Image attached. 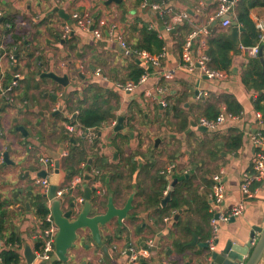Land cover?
I'll use <instances>...</instances> for the list:
<instances>
[{
	"label": "crops",
	"instance_id": "crops-1",
	"mask_svg": "<svg viewBox=\"0 0 264 264\" xmlns=\"http://www.w3.org/2000/svg\"><path fill=\"white\" fill-rule=\"evenodd\" d=\"M106 2L0 0V21L10 15L19 20V27H24L20 32L24 33L23 43L17 44L16 49L4 51L8 35L0 26V249L9 248L7 243L11 238L18 240L19 264H29L30 256L40 252L43 223L33 210L36 196L43 195L33 184L42 171L39 159L56 155L57 159L51 157L55 161L62 150H68L69 156L74 150L85 155V160L78 163L82 182L64 198L63 210H68L74 200L75 210L79 211L85 190L95 189L91 198L94 204H99V212L105 211L109 197L121 208L131 196L132 211L121 225L113 220L100 228L108 256L84 231L78 233L79 238L67 254V262L36 257L31 264H96L100 261L129 264L130 252L143 249H149V253L137 264H210L208 247L203 246L212 235L210 220L214 212L226 213L241 201L242 176L250 171L258 150L253 139L264 134V120L253 106L264 90L247 87L242 81L244 65L257 58L246 48L239 46L236 53H231L230 70L224 72L221 79L208 78L198 67L192 71L185 68L181 51L190 33L206 29L208 36L198 34L191 40L190 47L193 58L203 52L206 55L209 39L219 33H226L229 38L240 7L257 1L237 3L229 27H222L221 21L215 19L216 0H119L109 5ZM151 4L159 8L153 9ZM55 8L67 14L68 21L55 13ZM74 13L91 15L93 30L74 28L71 18ZM181 13L187 17L178 22ZM248 17L256 28V22L264 20V9L255 6ZM65 23L73 27L68 39L62 38ZM237 25L244 29L239 33L240 43L247 30ZM144 29L155 31L164 41V57L159 67L127 56L118 45L117 39L121 37L133 49L132 45ZM96 31L100 33L99 39L93 33ZM10 54L14 62L8 59ZM133 61L144 69L146 78L141 84L134 83L136 87L131 93L123 92L118 86L130 82L125 79ZM97 70L100 76L95 74ZM48 73L67 76L68 85L62 87L43 77ZM14 74H19L20 79L14 103L10 104L3 92ZM91 86L103 91L99 101L105 102L103 107L115 109V119L97 129L93 143L67 132L68 139L76 143L71 147L61 134L66 125L63 119L74 118L79 107L88 105L83 97ZM156 88L161 92L157 93ZM227 97L242 108L236 119L227 120L216 131L200 132L192 127V123L199 125L208 105L228 113ZM161 101L165 102L164 106L160 105ZM261 105L264 106V101ZM167 107L177 111L169 112ZM174 113L186 120L185 131L177 130ZM118 117L124 118L125 131H115ZM135 122L139 127L135 128ZM157 138L161 142L155 144ZM233 140L240 142L237 150L229 149ZM170 166L174 169L168 175ZM62 168L64 172L59 173L58 183L69 182L72 175L68 176L65 161ZM218 173L225 188V197L219 206L212 200V176ZM182 178L190 180V185H182ZM174 179H177L174 188L177 187L180 209L169 211L163 217L168 203L151 206L148 200L162 187H165L164 198ZM253 189L255 193L246 201L243 214L220 224L215 252L222 251L229 242L245 244L252 228L264 225V181L256 183ZM77 198H82V202ZM166 217L172 218L170 225L163 221ZM259 264H264V255Z\"/></svg>",
	"mask_w": 264,
	"mask_h": 264
},
{
	"label": "built area",
	"instance_id": "built-area-1",
	"mask_svg": "<svg viewBox=\"0 0 264 264\" xmlns=\"http://www.w3.org/2000/svg\"><path fill=\"white\" fill-rule=\"evenodd\" d=\"M166 2H170L171 0H163ZM217 1V10L215 14V19L220 20L221 26L222 27H229L231 24V17L233 14V9L234 6L243 1V0H216ZM152 5L153 9H158V5ZM187 15L185 13H181L179 17L180 22L183 18H186ZM71 18L74 20V28H78L80 30H85L87 31L91 27H93V19L91 15L83 13H74L72 14ZM22 25H24V22H22ZM63 34L62 38L63 39H68L70 35L73 32V27L68 25V23H65L63 25ZM256 30L258 32V39L259 43L261 46H264V20H258L256 22ZM95 37L99 39L100 33L98 31L93 32ZM202 33L205 38L208 36V32L206 29H200L193 31L188 35L186 38V41L184 42L182 46V51H181V59L183 61V66L187 68L188 70L192 71L194 68L198 67L202 73L207 76L210 79H221L225 76L224 72L221 71H214L208 68V62L209 58L203 53L199 54L197 58H193L191 55L190 47H191V40L197 36L198 34ZM118 45L122 49V51L130 57H136L141 60L144 64H153L157 67L160 66V63L164 57V52L159 54L158 56H151L148 53L141 51L137 52L134 51L129 45H127L121 37H118L117 39ZM260 46V47H261ZM203 51L206 48L205 43H203ZM258 45L253 46V47H243L240 46L241 49L246 48L248 49L249 53L256 57L259 48ZM4 56L6 53L3 54ZM8 59L11 62H14V57L12 54L7 55ZM97 76H100L99 70L95 72ZM146 78V75L143 74L138 82V84H141L144 82ZM20 76L19 74H14L12 81L9 83V85L5 88L3 94L6 96V101L10 104L14 103V95H15V90L18 87V82H19ZM123 92L131 93L133 89L136 87V84L133 82H126L123 85L118 86ZM157 93L161 92L160 88H156ZM160 105L164 106L165 102L161 101ZM76 114V113H75ZM236 116H233L229 113H226L225 111H220L217 115V117L214 120H205L201 119L199 120V125L202 127H205L207 130L210 131H216L222 128L223 124L227 120H233L236 119ZM65 130L69 133H74L78 135L79 137L85 139L88 143H93L96 138H97V130L96 129H87L83 130L78 128L76 125H65ZM255 145L257 146L258 150L256 151L252 161H251V167L250 171L248 173L243 174L241 184H240V194H241V201L238 203L235 207L231 208L228 212L223 213V214H215L212 216L210 220L211 228H212V235L208 240L207 247H208V255H207V261H211V254L215 252L216 250V245L218 242V232L220 228V224L223 222H228L231 219L237 218L243 214L244 208H245V203L247 200L251 199L253 194L255 193L253 186L256 183L264 181V134H259L258 136L254 137L253 139ZM69 156L68 150H62L59 156V164H60V169L58 172L63 173L64 170L62 168L63 166V161H65ZM54 160L49 157V156H42L39 159V163L41 164V169L45 173L44 177L37 176L33 184L36 186L40 192L44 195L46 198V204L48 208L51 205V200L48 198V193L50 190L51 182L50 179L55 176V168H54ZM173 166L168 167L167 169V174L170 175L173 173ZM82 182V174L76 172L75 174L72 175V178L69 182L63 181L58 183L56 191H55V199L63 200L65 195H69L73 193L78 186L81 185ZM212 200L213 202L219 206L225 197V188L223 183L221 182V173L215 174L212 176ZM166 194V192H165ZM77 201L82 202V198H77ZM50 209V208H49ZM172 218L171 217H166L164 218V222L166 224L171 223ZM44 222L46 224V227L42 230V239H43V244L41 247L40 252L37 254V258L44 260V261H49L53 256H54V242H55V237L57 235V227L54 224L51 216V212L47 214V216L44 219ZM0 243H1V237H0ZM149 245V244H148ZM1 247V244H0ZM150 247V245H149ZM146 248V247H145ZM149 253V249H143L140 252H130L129 256V264H137L140 258H145L147 254ZM96 264H106L103 261H100Z\"/></svg>",
	"mask_w": 264,
	"mask_h": 264
},
{
	"label": "trees",
	"instance_id": "trees-1",
	"mask_svg": "<svg viewBox=\"0 0 264 264\" xmlns=\"http://www.w3.org/2000/svg\"><path fill=\"white\" fill-rule=\"evenodd\" d=\"M248 1V0H246ZM250 1V0H249ZM257 3L249 4L247 7H240L239 13L236 16V21L240 25H242L247 31L241 36V40L239 44H235L232 40H230L226 33H219L216 37L209 39L207 43L206 56L209 58V68L215 71L229 72L231 65V53H236L239 46L243 47H253L261 44L258 39V32L249 19L248 14L250 9L255 6L262 7L264 9V0H256ZM246 3V2H245ZM0 26H3L8 37L5 41L3 50H11L16 49L17 44H22V37L24 33H20L23 27H19V20L14 18V16H3L2 21H0ZM24 26V25H23ZM133 49L137 52L144 51L151 56H156L160 54L164 48V41L158 36L155 31L144 29L142 30L141 37L136 41L134 45H132ZM261 65L258 58H252L248 60L247 64L243 67V76L242 81L245 86L254 88L257 91L264 90V76L261 73ZM144 73V69L140 67L134 61L131 62L128 73L126 75L127 81L137 83L141 76ZM103 91L97 88L96 86H91L87 88L84 101L88 103L85 107L78 108V114L74 116V118H65L63 119L64 123L69 125H76L78 128L87 130V129H99L101 126L108 124L111 119H115L113 116V112L115 109L109 106L103 107L105 102H102L99 99L102 97ZM262 101H264V94L258 96L256 100L253 102V106L255 111L261 113V116L264 120V106L261 105ZM226 110L229 114L233 116H239L242 113V108L237 102L227 97L225 99ZM168 109V107H167ZM177 111L176 108H169L167 111ZM178 113V112H177ZM174 113V117L178 120L176 124V128L179 132H183L187 128V122L184 118H181ZM219 113V108L215 105H208L203 113L201 114V118L205 120H214ZM132 131V129H131ZM61 134L64 136L63 139H66L71 147L75 146L74 142H71L67 137V131L65 128L61 129ZM232 136H229L231 139ZM240 145L236 143L234 140L230 144L229 149L237 150ZM77 150V149H76ZM72 154L65 160V169L68 172V176H71L78 172V163L85 160V155L81 152H75L74 150ZM76 154V155H75ZM182 185L189 186L190 180L182 178ZM210 186V183L207 182ZM179 187L181 185H178ZM165 187H162L159 192L153 194V196L148 200L151 206L156 204L160 205V202L163 198V190ZM178 192L177 187L174 188L173 193L171 195V200L169 201L167 207L163 209V217L167 216V212L177 211L180 209L179 200L177 199ZM204 208H207V202L203 200ZM33 210L35 216L43 223V229L46 227L44 222L45 217L49 214L50 209L48 208L45 198L43 195L38 194L35 198V202L33 203ZM181 231L183 228L181 227ZM88 240V239H87ZM90 240V239H89ZM17 244H19L18 240H14L11 238L7 245H9L7 249H0V264H19V254L17 251Z\"/></svg>",
	"mask_w": 264,
	"mask_h": 264
},
{
	"label": "water",
	"instance_id": "water-1",
	"mask_svg": "<svg viewBox=\"0 0 264 264\" xmlns=\"http://www.w3.org/2000/svg\"><path fill=\"white\" fill-rule=\"evenodd\" d=\"M119 0H107L105 3L109 5ZM54 12L57 13L62 19L68 21L69 16L65 14L59 8H55ZM93 27L90 28V31ZM244 32V29L239 27L235 21L232 22V30L229 35V39L235 44H239V33ZM264 46L259 48L257 58L259 59L262 74L264 76V58H263ZM43 77H47L62 87H66L69 83L67 76H58L53 73L44 74ZM198 94V92H195ZM200 132H207L205 127L199 126L196 123L191 124ZM125 131L124 118L118 117L115 131ZM133 135H131L132 137ZM161 139L157 138L155 144L160 143ZM53 159H57L58 156L49 155ZM4 158L7 159V154H4ZM55 176L50 179L51 186L48 193V198L51 200V216L54 224L57 227V235L54 242V256L51 258L52 262H67V254L70 249L74 247L76 240L79 238L78 233H84L87 231L91 236L94 243L101 247L105 256H108L107 249L102 245L100 228L109 224L115 220L118 225H121L122 221L126 219L129 213L132 211V196L128 198L126 203L117 208L114 205L112 197L107 199L105 205V211L99 212V204L91 198V193L96 192L95 189H86L82 207L79 211H76V203L71 200L68 210H63V200L55 199V191L58 185V172L60 164L58 160L54 162ZM40 177H44L45 173L41 171ZM177 182L174 179L169 186L165 197L162 199L161 204L165 206L171 200L173 188ZM68 195V194H67ZM65 195L64 198L67 196ZM69 196V195H68ZM76 211V212H75ZM207 247L206 244H203ZM264 255V225L262 227H254L250 231L248 241L243 245L227 243L225 248L220 252H213L211 254L210 264H259ZM36 259L35 255L30 256L28 263L31 264Z\"/></svg>",
	"mask_w": 264,
	"mask_h": 264
},
{
	"label": "rangeland",
	"instance_id": "rangeland-1",
	"mask_svg": "<svg viewBox=\"0 0 264 264\" xmlns=\"http://www.w3.org/2000/svg\"><path fill=\"white\" fill-rule=\"evenodd\" d=\"M25 23H27V22H25ZM25 25H27V24H25ZM23 28H24V27H23ZM24 30H26V29H24ZM113 101L115 102V101H116V99L114 98V100H113ZM138 125H139V124H138L137 122H135V123H134V126H135V128L139 127Z\"/></svg>",
	"mask_w": 264,
	"mask_h": 264
}]
</instances>
